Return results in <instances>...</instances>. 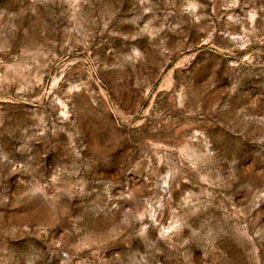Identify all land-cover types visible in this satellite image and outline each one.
Masks as SVG:
<instances>
[{"label":"rangeland","instance_id":"obj_1","mask_svg":"<svg viewBox=\"0 0 264 264\" xmlns=\"http://www.w3.org/2000/svg\"><path fill=\"white\" fill-rule=\"evenodd\" d=\"M0 264H264V0H0Z\"/></svg>","mask_w":264,"mask_h":264}]
</instances>
